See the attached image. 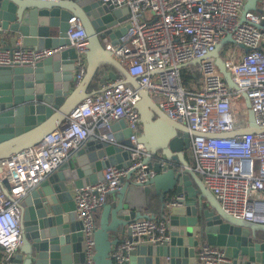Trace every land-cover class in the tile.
<instances>
[{
	"label": "built area",
	"instance_id": "2783aa9c",
	"mask_svg": "<svg viewBox=\"0 0 264 264\" xmlns=\"http://www.w3.org/2000/svg\"><path fill=\"white\" fill-rule=\"evenodd\" d=\"M101 1L111 8H129L126 30L116 44L105 36L103 46L130 75L137 77L168 116L195 132L191 138L193 170L201 174L203 184L227 213L264 223V129L242 131L248 125L249 110L256 124L264 127V28L258 25L264 14L247 10L241 20L245 0ZM68 23V44L36 48L16 42L0 48V64H32L73 46L78 82L85 74L87 34L76 15L69 17ZM227 33L234 42L223 47L221 56L237 88L227 85L212 56H204ZM197 57H201L197 63L199 77L184 84L181 68ZM138 98L135 86L123 76L105 79L41 140L0 159V264H9L10 255L23 242V196L90 136L115 141L111 125L123 119L130 130L129 161L125 165L109 164L101 169V179L72 188L82 224L85 264H94L95 211L108 193L120 187L121 178L129 171H133L130 178L137 183L153 174L144 161L148 152L138 141L140 122L134 106ZM3 179L9 183L8 188ZM182 198L178 194L166 205L181 204L178 200ZM127 226L130 236L124 233L111 251L117 263L140 242L168 240L164 218H136ZM225 260L222 247L205 241L199 244L198 264H220Z\"/></svg>",
	"mask_w": 264,
	"mask_h": 264
},
{
	"label": "water",
	"instance_id": "95a60500",
	"mask_svg": "<svg viewBox=\"0 0 264 264\" xmlns=\"http://www.w3.org/2000/svg\"><path fill=\"white\" fill-rule=\"evenodd\" d=\"M73 1L79 7H75L77 17L87 34L85 74L74 83L73 46L32 64H0V159L37 143L58 127L73 106L92 93L88 86L97 73L102 72L101 82L119 73L137 90L139 98L134 106L140 122L138 141L148 152L144 161L153 174L145 182L137 183L131 180L133 171H129L121 178L120 187L110 192L112 199L100 206L93 236L94 264H198L197 249L202 241L224 249L227 260L220 264H264V235H257L264 232V223L224 211L188 165L195 132L168 116L137 77L130 75L103 46L105 36L116 44L126 30L129 8H111L101 0ZM56 2L0 0V29L10 42L20 39L23 46L45 48L68 44L66 29L72 11ZM247 10L264 14V0H245L241 20ZM258 25L264 28V20ZM232 42L227 33L204 56H212L227 85L237 88L221 56L223 47ZM200 59L193 58L187 64H197ZM121 127L123 131H119ZM111 128L115 141L90 136L23 196L20 202L23 242L10 255L9 264H85L82 224L75 210L72 188L101 179V169L109 164L125 165L129 161L130 130L123 119L115 121ZM261 129L264 127L256 124L249 110L248 125L242 131ZM2 169L0 163V172ZM3 184L9 187L6 179ZM178 194L183 195L178 200L182 203L167 206L166 202ZM154 198L159 203L157 212L150 209ZM141 217L166 219L168 240L140 242L127 251L126 259L117 263L111 254L113 247L124 233L129 235V221Z\"/></svg>",
	"mask_w": 264,
	"mask_h": 264
},
{
	"label": "crops",
	"instance_id": "0c3cea01",
	"mask_svg": "<svg viewBox=\"0 0 264 264\" xmlns=\"http://www.w3.org/2000/svg\"><path fill=\"white\" fill-rule=\"evenodd\" d=\"M50 1V0H49ZM57 2L56 3H63V5H64V7L65 8H67V9H69V10H71L72 11V15H76V16H78L77 15V10L75 9V7L76 8H79L75 3H74V1L73 0H56ZM81 20V19H80ZM82 22V21H81ZM82 24H83V22H82ZM83 26H84V24H83ZM16 42H20V39H16V40H14L13 42L11 41L10 42V40L7 38V36L5 35V33H3L2 32V30H0V45H6V44H10V45H14ZM240 48V47H239ZM241 49L243 50V48L241 47ZM108 67V70H113V68L112 67H110V66H107ZM116 73H117V71H116ZM75 74V70L73 71V75ZM118 75H116V76H122V75H120L119 73H117ZM101 81L100 80H98L97 82H95L94 83V80H91V82H90V84H89V90L91 91V92H94V91H96L97 89H98V86H99V83H100ZM74 83H77V82H74ZM119 131H123V128L121 127L120 129H119ZM189 152H190V154L188 155V157H187V161H188V165L192 168V170H193V167H194V163H195V161H194V157H193V153H192V151L191 150H189ZM194 171V170H193ZM194 173H195V175L202 181V178H201V174L199 173V172H197V171H194ZM191 181H192V184L195 186V187H197L196 186V184H195V182H194V180L191 178ZM112 199V194L111 193H108L107 194V196H106V201H110ZM158 205H159V203H158ZM159 207V206H158ZM101 209V207H99L98 208V210L96 211V215L95 216H97V217H99V210ZM151 211V210H150ZM151 212H155V211H151Z\"/></svg>",
	"mask_w": 264,
	"mask_h": 264
},
{
	"label": "trees",
	"instance_id": "16d2710c",
	"mask_svg": "<svg viewBox=\"0 0 264 264\" xmlns=\"http://www.w3.org/2000/svg\"><path fill=\"white\" fill-rule=\"evenodd\" d=\"M101 73L102 72H99L97 73V75H95V77L93 78L94 80V83L97 82L101 76ZM199 77V74H198V64H190V65H185V66H182L181 68V78H182V82L184 84H188V81L191 79V78H195V79H198ZM189 78V80L187 81V79ZM158 200L156 198L153 199L152 201V204H151V207L150 209L152 211H155L157 212L158 211ZM98 210V208H97ZM96 210V211H97ZM96 211H95V215H96ZM95 220H96V224H98V217L95 216ZM258 236H263L264 235V232L263 231H260L258 232L257 234ZM3 255V252H2V247L0 246V259Z\"/></svg>",
	"mask_w": 264,
	"mask_h": 264
},
{
	"label": "rangeland",
	"instance_id": "374dc122",
	"mask_svg": "<svg viewBox=\"0 0 264 264\" xmlns=\"http://www.w3.org/2000/svg\"><path fill=\"white\" fill-rule=\"evenodd\" d=\"M236 49H237V47H236ZM192 79H193V78H191L190 80H192ZM188 80H189V78L187 79V81H188ZM190 80H189V81H190ZM189 81H188V82H189Z\"/></svg>",
	"mask_w": 264,
	"mask_h": 264
}]
</instances>
